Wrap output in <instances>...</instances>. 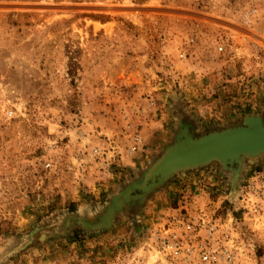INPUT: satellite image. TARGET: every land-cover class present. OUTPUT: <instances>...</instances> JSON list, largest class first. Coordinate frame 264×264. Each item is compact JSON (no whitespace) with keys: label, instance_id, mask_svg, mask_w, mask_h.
<instances>
[{"label":"rangeland","instance_id":"rangeland-1","mask_svg":"<svg viewBox=\"0 0 264 264\" xmlns=\"http://www.w3.org/2000/svg\"><path fill=\"white\" fill-rule=\"evenodd\" d=\"M246 116L264 117V0H0V264H108L186 203L240 224L242 264H264L241 209L264 156L236 183L178 172L99 227L182 128Z\"/></svg>","mask_w":264,"mask_h":264},{"label":"built area","instance_id":"built-area-1","mask_svg":"<svg viewBox=\"0 0 264 264\" xmlns=\"http://www.w3.org/2000/svg\"><path fill=\"white\" fill-rule=\"evenodd\" d=\"M226 42L217 43V52L224 53ZM180 58L185 59V54ZM241 209L244 221L264 230V189L242 196ZM239 226L232 218L224 221L211 214L206 207L182 204L162 215L141 239L125 246L108 264H242L248 255Z\"/></svg>","mask_w":264,"mask_h":264},{"label":"water","instance_id":"water-1","mask_svg":"<svg viewBox=\"0 0 264 264\" xmlns=\"http://www.w3.org/2000/svg\"><path fill=\"white\" fill-rule=\"evenodd\" d=\"M264 156V117L246 116L238 126L194 136L182 128L177 140L153 164L141 182L114 197L100 219L99 227H109L114 214L131 201H139L178 172L218 163L236 183L244 160Z\"/></svg>","mask_w":264,"mask_h":264}]
</instances>
